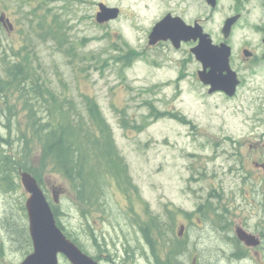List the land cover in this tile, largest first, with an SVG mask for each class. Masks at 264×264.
Returning a JSON list of instances; mask_svg holds the SVG:
<instances>
[{"label": "rangeland", "instance_id": "1", "mask_svg": "<svg viewBox=\"0 0 264 264\" xmlns=\"http://www.w3.org/2000/svg\"><path fill=\"white\" fill-rule=\"evenodd\" d=\"M98 2L120 8L109 25L96 20ZM0 9L18 27L10 33L0 26V79L7 78L8 63L18 60L15 52L26 46L41 77L56 92H65L77 109L85 114L86 97L93 98L138 187L137 194L126 196L111 185L106 203L79 206L72 185L43 158L39 141L28 129L24 99L16 91L0 94V132L7 137L0 139V147L36 168L49 199L54 194L58 198L60 223L102 264H149L141 258L148 247L142 221L149 213L166 223L174 217L175 228L184 214L174 210L195 209L214 186L230 194L233 212L246 214L244 194L238 191L241 177L246 172L260 174L256 163H264V64L241 66L247 84L239 96L227 100L209 94L200 81L197 71L202 66L191 54L195 43L182 42L179 48L149 44L153 26L168 11L188 23L198 18L205 31L214 27L218 32L226 16L224 6L213 19L205 0H0ZM33 10L54 19L53 27H36L39 19L31 27ZM47 28L62 38V46ZM18 182L14 191L0 183V264H18L32 252V244L9 234L2 224L15 214L29 232V193L20 178ZM256 220L253 216L251 225ZM198 223L195 237L211 230L208 221ZM161 246L150 255L153 264L162 259L166 247ZM60 260L70 264L64 257Z\"/></svg>", "mask_w": 264, "mask_h": 264}, {"label": "trees", "instance_id": "2", "mask_svg": "<svg viewBox=\"0 0 264 264\" xmlns=\"http://www.w3.org/2000/svg\"><path fill=\"white\" fill-rule=\"evenodd\" d=\"M46 33L58 40V44L62 46V38H59L57 33L48 31V28ZM27 49L26 46L19 48L15 52L18 60L8 63L5 67L7 78L0 79V94L16 91L24 99L28 129L39 141L43 158L72 185L77 204L91 206L94 203H103V200L106 203V191L111 185L116 186L126 196L131 193L137 194L138 187L133 182L129 166L120 153L112 129L95 100L86 97L85 114L77 109L65 92H56L41 77L39 70L34 67V57L31 58ZM126 61L128 62V58ZM1 138L7 140L0 132ZM18 141L23 142L19 134ZM7 152L0 147V183L6 191H14L20 186L18 182L20 169L32 172L44 186L33 165ZM130 199L132 201L131 197ZM20 209L25 212L23 204ZM54 211L58 224L65 233L82 249L92 254L60 223L57 205L54 206ZM174 212L177 213V210ZM171 219V223H166L159 215L149 213L148 219L142 221L141 230L146 234L153 254L159 241L164 240L156 234L174 229L175 218ZM2 224L9 234L17 233L32 244L26 226L19 222L15 214L14 217L6 216ZM2 254L3 245L0 244V256ZM92 255L98 259L97 254ZM157 262L160 264L161 260Z\"/></svg>", "mask_w": 264, "mask_h": 264}, {"label": "flooded vegetation", "instance_id": "3", "mask_svg": "<svg viewBox=\"0 0 264 264\" xmlns=\"http://www.w3.org/2000/svg\"><path fill=\"white\" fill-rule=\"evenodd\" d=\"M225 1L226 4L224 5L222 0H216L215 5L206 1L210 10V19H213V16L221 10L222 6H224L226 13L218 32L214 30V27H211L206 32L209 34L213 45L220 46L226 44L230 47V65L236 72L238 79L236 91L233 95L223 90L211 92V85L200 81L207 88L209 94H221L225 99L229 100L239 96L241 89L247 84L248 77L243 75L240 67L247 66V68H254L257 65L264 64V0ZM0 13L5 14L6 19L9 18L2 9ZM29 14L31 27H34V22L37 19L39 21L36 27H53L54 25V19L51 21L47 15L39 17V14L35 10L30 11ZM167 14L183 18L173 11H168L164 16ZM231 18L235 19L230 27H226V22ZM184 21L189 25L199 22L198 18L191 23H188L185 19ZM109 22L111 20L105 21L102 24L109 25ZM0 24L10 33L16 32L18 29L14 24L13 27H8V23L4 22ZM188 42L195 43V45L198 43V41L193 40ZM164 43L172 44L171 41H159L154 45L157 46ZM192 48L191 54L195 56ZM256 165L260 166L262 172L258 174L259 176L248 172L243 173L241 187L238 189L239 192L244 194L242 198L245 206L249 209H245L246 214L242 213L243 211L241 213L239 211L238 214L232 211L234 205H232L230 194L228 197L223 187L214 186L211 189L209 188L205 201H198L195 209L188 211L181 207L177 208L178 214H184L182 222L179 225L177 224L172 231L167 230L161 234H156L164 238V240L159 241V244L162 247H166L162 251L161 262L187 264L190 255H192V264H264V163L257 162ZM231 170L233 169L231 168ZM248 186L251 187V191L247 189ZM250 192L252 198L249 197ZM233 194L236 200L237 195L234 190ZM200 198H203V195L200 194ZM253 216H257V220L255 224L251 225L250 219ZM194 218L198 222L208 221L211 230L197 232V237H195L193 229L199 223L194 222ZM238 229H244L252 234L254 237L253 241L247 242L242 240L238 235ZM143 236L148 240L145 233ZM204 239L208 240L207 244L202 242ZM146 244L148 247L142 249L141 258L145 256L146 261L149 264H153L154 261L150 259V255H154L153 250L149 242ZM124 252L127 255L130 253L128 249H124ZM117 253H119L118 249ZM99 261L100 263L102 262L100 259ZM116 262L124 264V260L121 263ZM155 264L158 263L155 262Z\"/></svg>", "mask_w": 264, "mask_h": 264}, {"label": "water", "instance_id": "4", "mask_svg": "<svg viewBox=\"0 0 264 264\" xmlns=\"http://www.w3.org/2000/svg\"><path fill=\"white\" fill-rule=\"evenodd\" d=\"M206 1L212 5L216 4V0ZM119 13V7L100 2L96 20L103 23L117 18ZM234 19H229L226 27H230ZM0 21L8 23V27H13L12 22L8 18L5 19V14H1ZM162 40H170L176 48H179L182 42L198 41L192 52L202 63V69L198 73L200 80L211 85V92L223 90L230 95L235 93L238 79L230 65V47L226 44L213 45L200 22L189 25L180 16L167 14L154 25L149 34V44ZM20 180L29 193L25 207L32 252L18 264H62L61 257L66 258L70 264H100L98 259L82 249L58 224L53 208L58 203L57 196L54 194L52 202L41 181L28 170H20ZM237 232L242 240L252 242L254 239L253 235L244 229H238Z\"/></svg>", "mask_w": 264, "mask_h": 264}, {"label": "bare ground", "instance_id": "5", "mask_svg": "<svg viewBox=\"0 0 264 264\" xmlns=\"http://www.w3.org/2000/svg\"><path fill=\"white\" fill-rule=\"evenodd\" d=\"M178 264V263H177Z\"/></svg>", "mask_w": 264, "mask_h": 264}]
</instances>
